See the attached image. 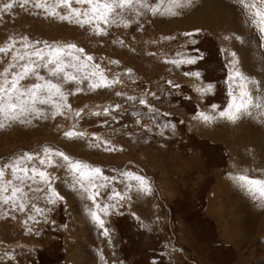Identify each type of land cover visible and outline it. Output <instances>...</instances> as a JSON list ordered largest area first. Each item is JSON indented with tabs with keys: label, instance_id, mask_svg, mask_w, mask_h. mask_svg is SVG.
I'll list each match as a JSON object with an SVG mask.
<instances>
[{
	"label": "rangeland",
	"instance_id": "1",
	"mask_svg": "<svg viewBox=\"0 0 264 264\" xmlns=\"http://www.w3.org/2000/svg\"><path fill=\"white\" fill-rule=\"evenodd\" d=\"M215 1L224 12L209 6ZM11 2L0 0V7ZM202 10L199 17L198 11ZM141 11L139 16L126 15L127 27L112 25L105 35L94 34L88 26L81 28L48 17L31 4L21 7L15 3L12 9L0 11V46L11 37L18 41L15 47L22 48L19 41L24 36L50 44L74 43L91 55L92 63L99 64L107 76L120 81L95 91L85 82L80 85L82 91L68 96L71 111L65 109L64 115L0 128V163L50 145L73 159L100 167L104 176L113 178L102 190L104 195L98 197L101 206L115 203L107 199L112 189L130 197L107 216L100 214L109 229L108 236L117 240L114 248L123 264H264V228H260L264 206L230 179L238 167L250 169L254 178L264 179V172H254L256 159L264 166L263 156L259 158L264 152L261 117L253 109L235 123L217 120L206 124L193 119L199 111L210 113L212 104L222 109L227 102L225 66L231 57L222 49L235 52L241 71L257 78L253 91L261 90L262 99L258 100L264 99V38L247 22L236 0H191L175 16ZM178 53L203 58L179 67L166 62L180 59ZM11 55L0 54V71L7 67ZM189 71L199 72L200 78L185 76ZM41 74L46 72L41 69ZM208 83L214 85L213 92L201 95L194 90ZM64 87L72 92L77 85ZM129 96L136 99L130 100ZM140 99L146 105H141ZM105 108L109 109L108 115L104 114ZM78 110L81 114L76 117ZM253 122L257 124L254 127ZM242 125L250 130L249 134L241 129ZM70 130L85 133V138H66L64 133ZM247 135H251L254 145L259 140L261 148L257 144L252 152L246 145ZM93 136L110 141L109 146L116 150L105 151L103 144L96 147ZM231 139L238 140V145L245 142L244 152H233L243 161L226 147L232 144ZM124 170L146 177L151 192L126 189L120 175ZM48 171L57 177L53 187L62 200L48 204L44 193H33L25 187V211L0 204V264H67L70 256L82 263L80 252L89 254L84 264H104L103 241L107 236L92 221L90 202L73 188L64 170ZM211 202L224 217L219 215L221 212L209 214ZM33 203L43 209L41 214L31 209ZM226 230L233 238L228 244L220 238Z\"/></svg>",
	"mask_w": 264,
	"mask_h": 264
},
{
	"label": "snow or ice",
	"instance_id": "2",
	"mask_svg": "<svg viewBox=\"0 0 264 264\" xmlns=\"http://www.w3.org/2000/svg\"><path fill=\"white\" fill-rule=\"evenodd\" d=\"M15 3H19L21 7L31 4L32 7L42 10L48 17L67 21L81 28L88 26L94 34L105 35L106 28L112 25L122 24L127 27L128 13L139 16L142 14L141 10H146L153 15L175 16L179 14L178 10L191 3V0H157L156 3H150L149 0H13L0 7V11L12 9ZM236 3L245 13L247 22L264 38V0H236ZM60 9H63V12ZM193 34L184 33L183 35L192 36ZM165 39L173 38L165 37ZM224 39L227 40L229 37ZM235 39L239 40L240 37L237 36ZM17 43L18 41L10 37L5 46H0V54L7 56L9 52L12 53L11 61L3 71H0V128L13 123L30 124L32 119H55L58 115H64L65 109L71 111V106L67 103L68 96L82 91L80 85L85 82L92 91L110 88L120 82L118 78L107 76L99 64L92 63L94 58L74 43L53 42L50 44L47 41H31L27 36L19 41L22 48H16ZM221 51L231 57L225 66L227 102L222 109L219 105L212 104L210 113L199 111L193 119L206 124L217 120L235 123L242 116L250 115L252 108H256L257 114L264 118V100H257L253 94L257 81L241 71L235 52H229L227 49ZM178 55L181 56L180 59L166 62L179 67L181 64H195L203 58L200 55L184 56L180 53ZM111 63L118 62L111 61ZM41 69L46 72V75L41 74ZM184 75L200 78L199 72L189 71ZM69 83L77 85L72 92L65 90L64 86ZM194 90L201 95H206L213 92L214 85L208 83L197 86ZM116 95L119 96L122 93L117 92ZM128 99L136 98L129 96ZM139 103L146 105L144 99H140ZM115 107L119 108V105ZM149 111L153 110L149 108ZM74 114L79 117L81 110L75 111ZM104 114H109L108 108L104 109ZM93 115H100V113L94 112ZM164 126L168 127L167 124ZM85 135L83 132L74 130L64 133L68 139L85 138ZM93 139L96 141V147L103 144L105 151L116 150L109 146L108 140L101 141L95 136ZM49 168L64 170L73 188L90 202L88 212L92 221L102 229L103 235L108 236L109 229L105 227V221L100 214L107 216L119 202L130 197L127 193L112 189L107 199L115 203L101 206L98 197L104 195L102 190L108 187L107 182L113 178L104 176L100 167L73 159L50 145H42L36 152L13 155L7 161L0 163V204L8 205L14 211H25V201L28 199L24 191L25 187L33 193H44L48 204L54 205L62 200L63 197L53 187L57 177L48 171ZM120 175L124 178L125 188L129 191L135 189L142 194L151 192V185L146 177L127 170L122 171ZM8 176L11 178H7ZM230 179L264 206V179L254 178L250 170L244 167H238ZM93 208L95 210H92ZM31 209L37 214L43 212V209L36 207L34 203L31 204Z\"/></svg>",
	"mask_w": 264,
	"mask_h": 264
},
{
	"label": "bare ground",
	"instance_id": "3",
	"mask_svg": "<svg viewBox=\"0 0 264 264\" xmlns=\"http://www.w3.org/2000/svg\"><path fill=\"white\" fill-rule=\"evenodd\" d=\"M211 8H217V9H220V11L221 12H224L223 10H224V8L222 7L221 8V6H220V4L218 3V1H215L214 3H212V4H210L209 5ZM208 7V6H207ZM206 7V8H207ZM205 8V7H204ZM205 8V9H206ZM206 10H208V9H206ZM199 13V17H200V15L202 14V13H204V10H202V11H198ZM200 12H202L201 14H200ZM216 12V11H215ZM207 12H205V14H206ZM197 14V13H196ZM214 14V13H213ZM203 17H205V16H203ZM208 17V19L210 20V21H212V17L211 16H207ZM197 18H198V16L195 18V20H197ZM199 19V18H198ZM203 19V18H202ZM228 19V22H230V20H229V18H227ZM225 21V20H224ZM196 22V21H195ZM219 23H220V20L218 21ZM201 23V22H200ZM208 23V22H207ZM196 24V23H195ZM198 24H199V20H198ZM209 24V23H208ZM207 24V25H208ZM216 25V24H215ZM228 25V24H227ZM192 26V25H191ZM190 26V27H191ZM201 26V25H200ZM206 27V26H205ZM211 29V28H210ZM213 30V29H212ZM232 30V29H231ZM216 31V30H215ZM227 35V34H226ZM234 51V50H233ZM249 75V74H248ZM250 76V75H249ZM252 79H254V80H256L257 81V78H255L254 76L252 77ZM240 124V123H239ZM242 124V123H241ZM245 124V123H244ZM246 124H247V122H246ZM248 125V124H247ZM243 126L244 125H242L241 126V129H243ZM232 127V126H231ZM251 127V126H250ZM240 128V127H239ZM251 129V128H250ZM259 129V128H258ZM257 129V130H258ZM246 133H250V130L248 129V128H244L243 129ZM227 131H229V130H227ZM242 133H243V131H242ZM224 134L225 133H223L222 134V136L224 137ZM218 135V134H217ZM218 138V137H217ZM223 143H225L226 141L223 139ZM231 141V143L232 144H234V146L232 147V144H228V145H226V147L228 148V149H230V153L232 154L233 152H235V150H237V149H239V150H242L243 151V145H245V142H241L240 143V145H238L239 144V141L238 140H236V139H231L230 140ZM257 144H258V147H259V149L261 148L260 146H262L261 145V142L259 141V140H256V145H254L253 144V139H252V137H251V135H247V146L252 150V152H255L256 151V147H257ZM235 147V148H234ZM232 148H234V150H232ZM258 149V150H259ZM246 150V149H245ZM242 151H240V153L242 154ZM247 151V150H246ZM262 151V150H261ZM237 152H238V150H237ZM244 152V151H243ZM250 153V152H249ZM263 153V152H262ZM234 154V153H233ZM235 155V157L237 158V160H242V159H240V155H236V154H234ZM246 155V154H245ZM245 155H243V156H245ZM248 156V155H247ZM249 159V158H248ZM261 159V158H260ZM244 160V159H243ZM242 160V161H243ZM250 160V159H249ZM257 161V162H256ZM246 162V161H245ZM242 163V162H241ZM261 163H260V161H259V159H256L255 160V162H254V166H255V171L254 172H256V173H262V172H264V166H261L260 165ZM243 164H241V166H242ZM246 166V165H245ZM252 169V168H251ZM250 170V169H249ZM252 172H253V170H251ZM263 175H264V173H263ZM258 177H260V176H258ZM215 204L216 203H212L211 202V204H210V215L211 214H214L215 212H221V214H219L221 217H224V214H223V211H221V209H217L216 208V206H215ZM230 206V205H229ZM234 208V207H233ZM235 209V208H234ZM230 210H231V215H233V209L231 208V206H230ZM235 212V211H234ZM226 214V213H225ZM234 215H235V213H234ZM213 216H215V215H213ZM217 219V218H216ZM220 220V219H219ZM223 220V219H222ZM261 222H262V224H261V226H260V228H264V218L263 219H261ZM221 224V223H220ZM224 225V224H223ZM221 228V227H220ZM220 232H221V230H220ZM222 233H223V231H222ZM220 238H221V240L224 242V244H228V242H232L233 241V238L232 237H230L229 236V234H228V231L226 230V231H224V233L223 234H220ZM116 242H117V240H114L113 239V237H111V236H107L106 238H105V240L103 241V243H105V249L103 250V255H105V259H104V264H123V261H122V258H121V256L117 253V252H115V248H114V245H116ZM74 251V250H73ZM101 252V251H100ZM100 254V253H99ZM79 255L83 258V260H82V263L83 262H85L86 261V258L88 259V256H89V254L88 253H82V252H80L79 253ZM76 258H77V255H76ZM80 259V258H79ZM103 259V258H102ZM69 262H72V263H69ZM67 264H82L81 262H78V259H75V262H74V259L72 258V256H70V258H69V261H67L66 262ZM84 264V263H83Z\"/></svg>",
	"mask_w": 264,
	"mask_h": 264
},
{
	"label": "crops",
	"instance_id": "4",
	"mask_svg": "<svg viewBox=\"0 0 264 264\" xmlns=\"http://www.w3.org/2000/svg\"><path fill=\"white\" fill-rule=\"evenodd\" d=\"M232 9H233V8H232ZM233 18H234V16H233ZM239 28H240V27H239ZM260 48L262 49L263 46H261ZM260 74L262 75V72H261ZM251 77H253V76H251ZM262 78H263L262 81L264 82V73H263V77H262ZM263 89H264V88H263ZM258 90H259V89H258ZM253 93H255L254 97L257 98V100H258V99H262V97H260L261 94H262V93H261V90H259V91H253ZM263 93H264V91H263ZM263 100H264V99H263ZM253 109L256 110L257 113H258V110H257L256 108H252V109H251V112H252ZM257 113H256V114H257ZM261 122H262V124H264V118H260V123H259V124H261ZM256 125H257V124L253 122V127L256 126ZM246 126L248 127V125H246ZM249 126H250V125H249ZM255 128H259V127H255ZM262 156H263V158H264V152L261 153V155H260L259 158H261ZM256 162H257V161H256ZM228 164H229V163H228ZM248 205H249L250 207H252L251 204H250L249 202H248ZM252 233H253V232H252ZM250 237L253 238L254 235L252 236V234L250 233Z\"/></svg>",
	"mask_w": 264,
	"mask_h": 264
}]
</instances>
